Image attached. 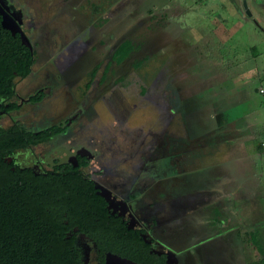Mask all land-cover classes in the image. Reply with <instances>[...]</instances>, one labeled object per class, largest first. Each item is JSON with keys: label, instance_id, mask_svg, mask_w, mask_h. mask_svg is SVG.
<instances>
[{"label": "rangeland", "instance_id": "rangeland-1", "mask_svg": "<svg viewBox=\"0 0 264 264\" xmlns=\"http://www.w3.org/2000/svg\"><path fill=\"white\" fill-rule=\"evenodd\" d=\"M256 1L250 17L243 4L235 7L232 0H92V6L83 9L92 29L85 34L82 49L78 50L82 52L72 66L67 67L64 59L67 42L56 34L58 39L48 41L51 47L64 51L55 58V67L47 64L37 76L15 78V89L21 96L40 83L45 84V79L48 83L54 81L58 94L50 104L55 102L53 111L65 115L90 102L78 120L79 125L89 123L87 132L98 133L95 127L109 131L119 127L131 138L140 133L141 138L147 139L149 128L157 130L162 126L161 119H169L166 125L169 123L170 131L178 138L174 135L170 142V134L163 135L168 147L183 144L185 137H191L189 146L183 147L189 150L193 160L190 162L197 169L175 171L182 162L171 157L173 170L165 173L186 180L192 175L202 178L208 171L218 174L222 185L217 199L220 213L213 210L209 216L216 231L209 234L206 229L204 236L198 238L202 251L211 253H204L203 259L194 264H209L219 256H230L233 264H250L252 257L253 264H264V159L255 147L258 135L264 132V93L257 90L264 71V0ZM72 8L62 6L56 11V29L61 35L76 38L86 18L80 14L83 6L77 7L79 14L68 27V20L73 19ZM96 29L100 31L94 34ZM123 39H129L134 48L120 62L111 53ZM57 65L63 74H80L71 95L63 86L64 78L55 70ZM91 79L86 88L85 83ZM47 103L44 100L36 107L25 106L12 115L18 120H27L28 116L40 119L50 112L44 108ZM9 121L8 117L0 119L3 124ZM68 139L60 136L38 149L51 154L56 145L70 143L71 135ZM31 151L36 153V149ZM24 153L20 151L19 156ZM111 158L102 150L101 162L109 164ZM123 165L126 166L122 171L116 169L119 176L127 179L134 167L127 159ZM161 169L157 175L165 171L164 165ZM109 174V178H101L110 184L120 181L111 170ZM235 193L243 197L235 198ZM248 231L254 233L256 242ZM238 246L241 253L236 254Z\"/></svg>", "mask_w": 264, "mask_h": 264}, {"label": "flooded vegetation", "instance_id": "flooded-vegetation-1", "mask_svg": "<svg viewBox=\"0 0 264 264\" xmlns=\"http://www.w3.org/2000/svg\"><path fill=\"white\" fill-rule=\"evenodd\" d=\"M59 1L61 2L56 3L53 0H45V2L43 0H0L2 11L17 22L19 30L30 42L31 50L34 53V61L30 71L23 77L15 76L13 78L14 83L16 77L23 79L32 74L37 76V72L47 64L48 67H55V58L64 50H67V53L64 54L67 67L72 66V61L82 52V50H78L82 49L81 44L85 42V34H89L92 29L91 23L88 24L90 21L87 19L88 13L85 14L86 12L83 9L85 6L87 8L89 5L92 6V0L87 3H85V0H76V2L74 0ZM62 6L73 7V19L68 20V27L70 28L72 21L79 14L76 13V8L83 6L80 14L86 18L84 20L86 23L79 26V35L77 34L78 36L82 35L81 38L78 39L77 35L76 38L61 35L57 31L56 25L59 20L55 13ZM106 25H108V22ZM4 31H9L14 38H20L19 31L11 33L6 28H4ZM99 31V29H96L94 34ZM56 34L62 41L67 42V45L65 44L66 46L63 47L64 50L51 47L48 40L54 39V37L58 39ZM79 40L81 42L78 45ZM58 43L60 42L58 41ZM73 43L74 45H72ZM38 50H42V52L39 53ZM43 50L46 51L43 52ZM37 60H41V62L37 63ZM107 63L104 66L105 68L108 65ZM35 65L37 68H34ZM55 70L64 78L63 86L67 88H65L67 94L71 95L73 86L80 75L79 72L69 74V72L64 71L66 73L63 74L62 68H59L58 65ZM41 71L42 69L39 74H41ZM92 71H94V68L90 71L91 75H93ZM55 73L53 72V75ZM91 81L92 79L85 83L86 88L90 86ZM49 83L48 79H45V84L40 83V85H37L33 83L37 86L29 91L26 96L18 94L15 84L14 93L7 102H2L5 107L0 105V119L8 117L10 121L7 124L1 122L0 124L10 127L15 123H19L24 131L32 133L34 136H46L45 139L37 143L16 149L15 158L12 156V160L14 158V162L21 169L26 168L37 174H46L47 171L57 172L62 168V180L72 176L76 177V174L81 175L84 179V186H87V184L91 186L94 195L97 196H93V199L100 207L96 204L95 208L88 212L89 218L84 217V208L78 205L72 209L74 216H69V218L63 214L60 223L59 233H62L64 240L70 244L77 254L78 264H102V262L105 264V253L108 251L130 258L116 250L112 251L102 247V245L110 243H119V248L122 250L127 247L133 248L136 255L142 260L130 259L142 264H194V262H200L203 259L204 253H207V255L211 253L207 250L202 251L199 239L204 236L206 229L210 232L209 234L216 231V224H213L214 220L209 216L213 214L211 213L213 210L219 211L217 199L222 187L220 176L207 171L203 173L202 178H196L197 176L192 175L189 179L184 180L169 173L170 170H173L171 157H176L175 162H182L179 169L177 167L175 171L191 170L193 167L190 152L183 147L184 144H186V147L189 146L188 143L191 137L188 135L186 138L183 134L186 139L183 144L177 143L175 146L168 147L165 140L163 141V135L170 134V142L175 135L168 127L169 123L166 125L169 119L167 121L161 119L162 126L157 130L149 128L147 139H145L146 137L141 138L140 133H138V137L131 138L129 133L119 127L113 128L111 131L95 127L94 129L98 133L87 132L89 123L85 122L83 125H79L78 120L79 117H83L90 102L89 104L85 103L84 108L80 106L79 110L67 115L56 109L53 111L56 103L53 102L54 105L50 104V100L57 96L58 92L54 86L56 85L54 81H49ZM67 96L69 97V95ZM44 100L49 102L44 108L50 112L40 119L35 116H28L29 119L27 118V120H24V118L18 120L12 115L13 112L25 106L36 107ZM60 100L59 98L58 101ZM12 103H15L16 107L10 109L9 106ZM53 119L55 120L52 121ZM123 119H121V122H123ZM54 126L55 129L59 128L60 130L52 134ZM70 135L71 142L56 145L51 154L41 152V149H38L52 139L60 136H65L68 139ZM175 136L178 138V135ZM134 139H138L137 143H132ZM126 140L129 143H125ZM157 140L161 143H158ZM74 142L77 144H72ZM34 149H36V153L31 151ZM102 150L107 151V154L109 153V156L112 157L109 164L101 162L100 154ZM20 151L25 152L21 157L19 156ZM178 157L181 158L180 161ZM126 159L134 167L131 172L132 175L127 179L119 176L120 173L116 169L119 168L122 171L126 166L123 165ZM156 160L157 162H155ZM83 161L85 163L81 164ZM69 164H72L73 169H65L71 167ZM163 165L165 171L161 175H157L156 171L159 167L161 169ZM97 166L98 168H95ZM130 167L132 168V166ZM192 169L197 168L193 167ZM110 170L112 175H116L115 179L120 178L119 182L116 180L110 184L107 179L103 180L101 178V176L109 178ZM67 171L70 173L67 174ZM166 171L169 172L165 173ZM176 174L180 176V173ZM187 182L190 185H187ZM87 202L89 204V201ZM102 206L104 209L101 208ZM205 216H208L206 220H204ZM110 222L116 224V229H112L111 233H108L107 229ZM100 231L103 232L102 236L97 238ZM225 243H229V241L226 240ZM233 263L235 262L232 261L230 256L227 258L219 256L216 260L209 262V264Z\"/></svg>", "mask_w": 264, "mask_h": 264}, {"label": "trees", "instance_id": "trees-1", "mask_svg": "<svg viewBox=\"0 0 264 264\" xmlns=\"http://www.w3.org/2000/svg\"><path fill=\"white\" fill-rule=\"evenodd\" d=\"M133 48L129 39H123L115 46L113 56L121 61ZM33 61L31 48L19 37L14 38L9 31L5 32L0 23V99L3 103L14 93L13 78L25 76ZM1 106L5 107L4 104ZM15 107V103L9 106L10 109ZM59 130L54 126L51 133ZM263 134L258 135L259 138ZM45 137L24 131L19 123L10 127L0 124V264H78L77 254L59 233V227L63 214L74 216L72 209L78 205L84 208V217L89 218L88 212L97 204L91 186H84L83 177L76 173V177L62 180V168L57 172L37 174L33 170L21 169L14 162L16 149ZM255 147L259 152V139ZM69 166L65 169H73L72 164ZM112 229H116V224L110 222L107 232L111 233ZM102 233L100 231L97 238ZM252 239L256 242L254 233ZM119 246V243L102 245L104 249L142 260L133 248L122 250Z\"/></svg>", "mask_w": 264, "mask_h": 264}, {"label": "water", "instance_id": "water-1", "mask_svg": "<svg viewBox=\"0 0 264 264\" xmlns=\"http://www.w3.org/2000/svg\"><path fill=\"white\" fill-rule=\"evenodd\" d=\"M242 4L244 7H246L245 0H242ZM246 12L248 13L247 9H246ZM0 13H1V20H0L1 26L6 29H9L11 33H14L15 31H19L21 42L25 44L26 46H28L29 48H31L30 42L25 37V35L19 30L17 22L10 15L4 13L1 7H0ZM1 104H2V100L0 99V105ZM105 264H142V263H137L131 260L130 258L123 257L116 253L108 251L105 253Z\"/></svg>", "mask_w": 264, "mask_h": 264}, {"label": "crops", "instance_id": "crops-1", "mask_svg": "<svg viewBox=\"0 0 264 264\" xmlns=\"http://www.w3.org/2000/svg\"><path fill=\"white\" fill-rule=\"evenodd\" d=\"M256 0H245V3H246V7H244L245 8V14H247L248 16H253V10L255 9L254 8V5H256V3H257V1L255 2ZM255 2V3H254ZM232 3H233V5H235V7H238V6H240L241 4H242V0H232ZM246 9L248 10V13L246 12ZM259 13H260V11H259ZM263 13L261 12V15H262ZM259 15V14H258ZM245 16V15H244ZM260 16V15H259ZM263 19H264V17H263ZM236 160V159H235ZM233 161V160H232ZM236 162V161H235ZM234 163V162H233ZM236 194V196H235V198H240V197H243L241 194H237V193H235ZM249 196V195H248ZM247 195H246V197H248ZM250 197V196H249ZM249 233H250V239L253 241V239H252V231H248ZM239 248H238V250L237 251H235V253L236 254H238L239 252H240V247L241 246H238ZM263 248V247H262ZM241 253V252H240ZM262 255L264 256V248L262 249ZM261 256V255H260ZM259 256V257H260ZM264 258V257H263ZM252 260H254L253 259V257H252ZM251 260V262H250V264H253V261Z\"/></svg>", "mask_w": 264, "mask_h": 264}, {"label": "built area", "instance_id": "built-area-1", "mask_svg": "<svg viewBox=\"0 0 264 264\" xmlns=\"http://www.w3.org/2000/svg\"><path fill=\"white\" fill-rule=\"evenodd\" d=\"M259 93H264V71L261 74V83L257 87ZM264 109V103H263ZM260 156L264 159V134L259 138V152Z\"/></svg>", "mask_w": 264, "mask_h": 264}]
</instances>
